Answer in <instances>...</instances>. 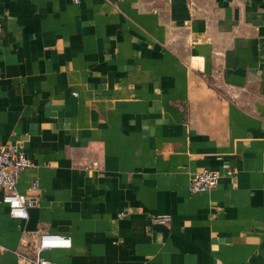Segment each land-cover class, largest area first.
I'll return each mask as SVG.
<instances>
[{
  "label": "crops",
  "instance_id": "crops-1",
  "mask_svg": "<svg viewBox=\"0 0 264 264\" xmlns=\"http://www.w3.org/2000/svg\"><path fill=\"white\" fill-rule=\"evenodd\" d=\"M7 142L36 204L0 201V264L42 231L56 264H264V0H0Z\"/></svg>",
  "mask_w": 264,
  "mask_h": 264
},
{
  "label": "built area",
  "instance_id": "built-area-1",
  "mask_svg": "<svg viewBox=\"0 0 264 264\" xmlns=\"http://www.w3.org/2000/svg\"><path fill=\"white\" fill-rule=\"evenodd\" d=\"M78 2V0H74ZM187 24V21L184 22ZM192 41L198 40L197 36H191ZM33 165L26 151L24 150V142L3 143L0 144V201L8 206L9 215L15 218H27V208L34 206L36 200L27 199L24 194L20 193L17 188V179L20 172L27 167ZM221 173L217 170L204 168L194 173L189 181V192L203 193L216 187ZM217 210V208H216ZM131 210H121L117 213V217H125L131 214ZM170 217L168 215H156L150 218L153 224H165ZM71 240L69 237L42 231L37 237L36 257L34 259L15 253L18 264H56L54 261L43 258L40 254L53 248L70 247ZM7 248L0 245V251Z\"/></svg>",
  "mask_w": 264,
  "mask_h": 264
}]
</instances>
